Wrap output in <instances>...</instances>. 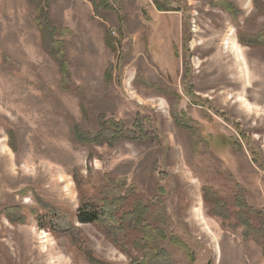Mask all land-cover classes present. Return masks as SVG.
<instances>
[{
  "label": "rangeland",
  "instance_id": "obj_1",
  "mask_svg": "<svg viewBox=\"0 0 264 264\" xmlns=\"http://www.w3.org/2000/svg\"><path fill=\"white\" fill-rule=\"evenodd\" d=\"M106 1L0 0V264L142 260V233L115 245L78 222L83 204L105 199L119 217L148 207L142 228L165 232V264H264V235L245 236L233 216L239 199L264 212V0ZM106 120L124 138L76 141L75 128L97 135ZM205 189L228 221L210 214ZM53 209L77 240L39 223Z\"/></svg>",
  "mask_w": 264,
  "mask_h": 264
},
{
  "label": "trees",
  "instance_id": "obj_2",
  "mask_svg": "<svg viewBox=\"0 0 264 264\" xmlns=\"http://www.w3.org/2000/svg\"><path fill=\"white\" fill-rule=\"evenodd\" d=\"M107 4L106 0H101L100 4ZM41 3H37V8L39 9L40 15L37 19V26L41 34V40L47 49H50V55L52 58L58 60V54L56 51L57 45H61L60 42H54L55 35H57L58 30L53 28L49 19L47 12L43 11L41 7ZM97 7V6H96ZM160 9L164 11L161 7ZM45 10V9H44ZM230 11V9H227ZM264 39V36L262 38ZM106 43L108 46L113 47V39L111 36H106ZM57 54H55V53ZM61 64V73L63 76L67 75V65L65 60H59ZM66 82V81H65ZM124 127L120 122H116L114 120H106L102 122V131L97 135H92L88 132H85L80 127L74 129V137L76 141L80 144H104V143H115L118 142L119 139L124 138ZM112 145V144H110ZM204 201L210 205V214L219 218L223 221H228L230 217L228 214L230 213L227 209V206L224 204V201L221 200L218 195L212 191L211 189L204 190ZM236 214H234V218L237 222V225L245 228L244 234L245 236L251 235H264V212L257 211L247 206V204L243 200H237L236 203ZM148 207L144 206L140 201H136L133 209L130 212H125L121 217H119L120 207L116 200L114 199H105L102 201V205L99 206L97 203H85L79 209L77 213L78 222L82 225H98L100 226L108 235L114 237L115 245H118L117 236L126 235L127 232L132 233H142V240L139 243H135L136 249L139 251H143L147 248L148 245L151 248L146 252L142 260H131V264H165L163 261L164 258L170 260L164 250L158 249L155 246V241L157 239L165 240L167 236L163 230L154 229L150 234L145 232L142 225L145 226V217L147 215ZM49 219L48 216L39 217V223L54 235L58 237L69 236L74 242V240L78 239L77 230L74 226H72L69 221L66 219L61 220L58 215V210H50ZM255 224L258 225L259 229H256ZM147 227V228H146ZM146 229H149L150 226L147 224L145 226ZM237 229V227H234ZM260 231H263L260 233ZM171 242L176 246L180 247L185 251L187 256L190 258V261H194V255L186 246L177 238H171ZM89 259L94 264H103Z\"/></svg>",
  "mask_w": 264,
  "mask_h": 264
},
{
  "label": "bare ground",
  "instance_id": "obj_3",
  "mask_svg": "<svg viewBox=\"0 0 264 264\" xmlns=\"http://www.w3.org/2000/svg\"><path fill=\"white\" fill-rule=\"evenodd\" d=\"M220 70H222V71H223V67H221V68H220Z\"/></svg>",
  "mask_w": 264,
  "mask_h": 264
}]
</instances>
